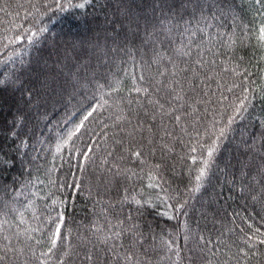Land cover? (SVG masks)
Instances as JSON below:
<instances>
[{
	"label": "trees",
	"instance_id": "16d2710c",
	"mask_svg": "<svg viewBox=\"0 0 264 264\" xmlns=\"http://www.w3.org/2000/svg\"><path fill=\"white\" fill-rule=\"evenodd\" d=\"M49 4L0 0V161L10 162L0 165V244L22 250L13 264H56L62 251L66 264H106V247L126 249L134 237L140 264H264V0H218L189 27L194 37L174 31L171 45L145 42V27L160 19L154 0H94L66 12ZM181 44L192 55L175 57L177 69L169 59ZM155 51L164 59L153 63ZM55 66L64 83L51 81ZM193 66L195 79L179 71ZM12 85L19 97L10 99ZM244 88L251 104L193 192L209 135ZM90 106L96 112L71 135ZM57 223L62 240L41 257Z\"/></svg>",
	"mask_w": 264,
	"mask_h": 264
},
{
	"label": "snow or ice",
	"instance_id": "6c2138e0",
	"mask_svg": "<svg viewBox=\"0 0 264 264\" xmlns=\"http://www.w3.org/2000/svg\"><path fill=\"white\" fill-rule=\"evenodd\" d=\"M94 0H82L80 3L73 4V0H50V4L46 5L47 7L51 9L59 10L60 12H66L69 8L76 7V8H85L87 5H90L93 3ZM259 3L260 0H257ZM155 3V9L159 10L160 19L156 25L153 26L152 30L149 31L147 26L145 27V37L146 43H153L155 44L158 42L160 45H163L165 43L168 44H174L176 41L172 38V33L178 32L181 36H184L185 34L189 36H195L196 31L189 32V27L195 23L199 25L201 21L206 20L205 12L212 13L213 9L217 6L218 0H154ZM178 6V7H177ZM155 11V10H154ZM187 17V19H185ZM199 31H203V29H198ZM41 32L47 31L46 28L40 29ZM37 36V33H33L32 37ZM32 37H29V42L32 43ZM162 37V38H161ZM154 38V39H153ZM19 40V38H17ZM258 40L261 43V46L264 47V26H262L259 29L258 32ZM194 42V41H192ZM186 49V50H185ZM174 52V58L169 59V63L172 64L173 68L178 69V65L175 63V57H191L192 55V49L187 47L185 44H181L180 47H176L172 49ZM156 59L153 60V63L158 62L159 60H163L164 56L159 52H154ZM189 61H185L187 64ZM199 63H203V61H198ZM179 71H191L192 72V78L195 79L198 74V70L195 69V67H190L186 69H179ZM160 75H164V73H160ZM173 77L178 75V71H173L171 73ZM143 79V77H141ZM2 83V81H0ZM176 83H179V81H176ZM234 87H237L234 85ZM137 92L140 91H147V88L142 89H136ZM229 91H232V89H229ZM243 92L245 93L242 98L237 97L238 102L235 103L233 108V114L230 115L227 119V124L220 126L219 131H213L209 135V139H211V144H209L207 148V156L203 160V167L199 169L198 175L195 177V187L192 189L193 192H198L203 186L207 179L208 173L211 170V167L214 163V157L215 155L220 151V147L224 140L227 139V136L229 132L232 130L231 126L236 122L238 118L241 117L243 112H247L248 105L251 104V100L249 99L250 91L248 88H244ZM178 98V96H177ZM91 107V106H90ZM163 106L161 105V108ZM96 112L95 107H91V111H87V114L83 116V120L80 121L79 125L75 128V131L71 135H75L76 133H79L82 128L85 126V121H88L90 117L93 116V114ZM71 117H69V120ZM177 120L180 119L179 116L176 117ZM219 123V122H217ZM213 137H215L213 139ZM69 139H71V136H69ZM57 151H60L59 147L57 148ZM92 149L89 148V152H91ZM195 151V149H193ZM262 155H264V151L261 152ZM137 156L140 155V153H136ZM84 156L87 157L88 153H84ZM5 163H10L9 161H0V165H3ZM261 170L264 171V164L261 165ZM78 187V185H77ZM183 207V206H181ZM167 215V213H165ZM171 218V217H170ZM60 223L63 222V217H60ZM52 222H55L53 220ZM23 223V221H21ZM60 223L56 224L55 230L52 231L50 236V247L48 248L47 252H42L40 254L41 257L44 258H51L50 254L53 253L55 249L58 248V241L62 240L61 236V227ZM251 227V225H249ZM32 231H35V229H32ZM133 233L134 232V226L133 228H129L127 230L121 228L113 233L112 236H106L104 237L100 243L107 246V243L109 240H116L119 239L122 235L125 234V232ZM257 232H259V229H257ZM17 237L25 235V233L17 232L15 234ZM5 240H9V237L5 236ZM27 240H31L32 236L31 234H27L26 236ZM252 240V237H248V240L245 241V243L248 244L249 248H254L256 245L254 243H249V241ZM201 241L203 242V237H201ZM40 241H37L39 243ZM141 241L133 238V242L130 246H128L125 249V246L123 243L120 245H116L113 243L111 247H106L105 251L107 253H112L111 260H108V257H105L106 264H111L112 261H115V264H120L121 261H123V264H140V257L137 255L136 252V246L140 244ZM207 243H211L210 241ZM258 244L264 245V239H259L257 241ZM169 251L172 250V245L169 244ZM118 249H124L123 255H121V251ZM203 250V249H201ZM219 251V250H217ZM216 252H213V255H216ZM22 255V250L17 249L13 247L10 243L9 244H0V264H13V262L19 258ZM32 255L35 257L36 253L35 251L32 252ZM71 253L67 251H62L58 256H56V264H66V258H69ZM253 255H256V253H253ZM177 256H179V253L177 252ZM40 259L39 257H37ZM84 259L88 261H93L94 256L93 254H87ZM40 264H45L44 259H40ZM225 264H227V261H225Z\"/></svg>",
	"mask_w": 264,
	"mask_h": 264
},
{
	"label": "rangeland",
	"instance_id": "374dc122",
	"mask_svg": "<svg viewBox=\"0 0 264 264\" xmlns=\"http://www.w3.org/2000/svg\"><path fill=\"white\" fill-rule=\"evenodd\" d=\"M70 41V40H69ZM70 43H73V45H72V48L74 49V50H76V49H78V47H77V44L76 43H74L73 42V40H71V42ZM67 45H68V42H67ZM86 49H90V48H86ZM86 49L84 50V52H86V53H88L87 51H86ZM79 51V50H78ZM93 51V50H92ZM80 53H82V52H78V54H80ZM93 54H96L94 51L92 52ZM67 63H69L68 61H67ZM92 64H94V66L96 65V63H95V61L94 62H92ZM54 70L55 71H58V73H55V75H54V79H52L51 81H53L54 83H56V79H60L61 78V80L62 79H64V78H67V76L65 75V74H63L61 71H60V66H55L54 67ZM57 75H58V77L59 78H57ZM60 80V81H61ZM61 82H63V80L61 81ZM54 83H52V85L54 84ZM64 83V82H63ZM7 91L9 92V96H10V99H11V97H12V95H15L16 94V96L17 97H19L18 95V93H15L14 91V85H12L11 87H10V89H7ZM13 99V98H12ZM106 190H108V189H106ZM204 202V201H203ZM202 254V253H201ZM104 257V256H103ZM100 259H101V257H100Z\"/></svg>",
	"mask_w": 264,
	"mask_h": 264
}]
</instances>
